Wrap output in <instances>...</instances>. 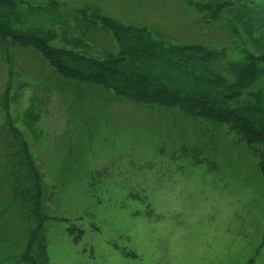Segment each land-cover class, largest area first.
<instances>
[{
  "label": "rangeland",
  "instance_id": "obj_1",
  "mask_svg": "<svg viewBox=\"0 0 264 264\" xmlns=\"http://www.w3.org/2000/svg\"><path fill=\"white\" fill-rule=\"evenodd\" d=\"M57 1L74 18L77 9L98 5L123 23L166 33L171 44L231 40L219 23L200 21L184 0ZM57 33L54 44L62 46ZM1 47L0 226L20 219L6 181L15 127L50 188V264H264V176L237 133L224 125L214 139L217 156H194L195 143L170 126L177 117L169 124L165 115L83 87L93 105L87 116L102 115L107 99L113 112L91 139L89 123L76 118V92L59 88L49 62L33 47ZM86 50L100 57L117 43L95 30ZM236 50L231 60L240 57Z\"/></svg>",
  "mask_w": 264,
  "mask_h": 264
},
{
  "label": "trees",
  "instance_id": "obj_2",
  "mask_svg": "<svg viewBox=\"0 0 264 264\" xmlns=\"http://www.w3.org/2000/svg\"><path fill=\"white\" fill-rule=\"evenodd\" d=\"M184 2L195 9L200 21L219 23L231 40L219 46L171 44L166 33L123 23L95 4L77 9L74 18L72 10L57 0H0V45L3 51L33 47L49 62L59 75V88L76 92L74 98L81 105L76 118L89 123L91 139L101 119L109 123L113 112L107 99L103 116H87L93 105L83 95V87L165 115L169 124L177 117L170 126L195 143L194 156L215 158L214 139L227 125L258 157L264 176V0ZM95 30L110 33L117 50L100 57L88 53V38ZM58 31L62 46L54 44ZM231 48H240L238 59H230ZM12 131L15 143L10 145L14 147L9 150L8 163L12 160L6 181L21 212L20 219L0 226V264H50L46 216L50 188L24 136L15 127ZM15 227L19 231L14 233ZM82 234L79 229L76 238Z\"/></svg>",
  "mask_w": 264,
  "mask_h": 264
}]
</instances>
